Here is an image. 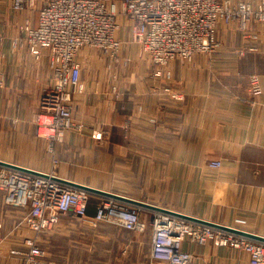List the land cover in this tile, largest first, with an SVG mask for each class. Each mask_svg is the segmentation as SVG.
<instances>
[{
    "label": "crops",
    "instance_id": "obj_1",
    "mask_svg": "<svg viewBox=\"0 0 264 264\" xmlns=\"http://www.w3.org/2000/svg\"><path fill=\"white\" fill-rule=\"evenodd\" d=\"M243 1L257 5L262 0ZM26 17L37 25V14H16L11 0H0V32L7 36L0 66L5 78L0 160L264 237V25L251 31L258 36L249 43L253 51L243 50L246 40L235 25L220 26L223 48L213 56L196 55L191 62L173 61L170 79L153 77L149 60L135 50L127 30L120 36L128 64L114 65L99 50L94 52L101 55L98 60L83 52V60L104 64L83 66L84 92L72 103L76 121L91 129L68 131L54 164L30 121L51 80L49 56L45 51L35 61L26 50H11L15 25ZM3 19L14 25L4 27ZM254 73L260 75L262 93L253 100L249 76ZM165 87L181 99H172ZM214 160L221 162L220 168H210ZM104 199L92 194L89 217ZM153 211L142 207V219L149 223ZM22 212L7 206L0 191V249H18L25 233L30 234L21 225ZM152 235L150 224L137 233L111 223L95 227L61 213L58 223L44 232L43 261L159 264L151 259ZM183 249L193 254L192 264H251L246 253L213 243L185 240ZM0 264L21 263L16 254L1 257Z\"/></svg>",
    "mask_w": 264,
    "mask_h": 264
},
{
    "label": "built area",
    "instance_id": "obj_2",
    "mask_svg": "<svg viewBox=\"0 0 264 264\" xmlns=\"http://www.w3.org/2000/svg\"><path fill=\"white\" fill-rule=\"evenodd\" d=\"M11 10L16 14H37V25L30 17L15 25L11 50H26L35 61L45 51L49 56L50 84L41 94L30 121L44 136L50 151L66 131L81 130L74 122L70 103L72 90L84 92L82 50L93 48L112 62H119L123 41L118 34L126 26L143 57L149 60L153 77L170 79L168 66L173 61L191 62L196 55L213 56L222 49L220 26L235 25L246 40L243 50L253 51L255 47L249 43L258 36L249 28L255 23L264 24V0L256 7L233 0H11ZM1 22L7 28L14 25L7 19ZM6 38V33L0 32V66L6 58ZM124 63L128 64L127 59ZM4 83L0 74V88ZM163 91L172 99H181L170 87ZM249 92L253 100L261 95L260 75L249 76ZM209 166L217 169L221 162L214 160ZM46 174L0 166V191L5 204L27 210L21 225L36 236L58 223L59 214L64 213L95 227L111 223L137 233L145 232L150 224L151 259L159 264H192L193 254L183 249L185 240L238 250L248 255L251 264H264L263 242L172 214L153 211L147 223L141 217L142 207L105 198L89 217L92 194ZM24 244L27 253L23 264H43L45 251L37 237L25 238Z\"/></svg>",
    "mask_w": 264,
    "mask_h": 264
},
{
    "label": "rangeland",
    "instance_id": "obj_3",
    "mask_svg": "<svg viewBox=\"0 0 264 264\" xmlns=\"http://www.w3.org/2000/svg\"><path fill=\"white\" fill-rule=\"evenodd\" d=\"M239 1H243V0H239ZM263 1V0H262ZM261 1V2H262ZM235 2H238V1H235ZM246 2H249V1H246ZM260 2V3H261ZM259 3V4H260ZM252 4V3H251ZM259 4H257V5H253L254 7H256V6H258ZM256 24H262V25H264L263 23H255V24H253V25H251L250 26V32L252 31V30H254V25H256ZM227 28H234L233 26H226ZM235 29V28H234ZM124 30H127L126 32H127V34H129V37H130V39L129 40H131L130 42L132 43V44H134L136 47H135V50L136 49H140V46L137 44V43H134L133 42V40L131 39V34H130V32H129V30L127 29V27L126 26H124L123 27V29L119 32V34H118V37L123 41L124 39L122 38V36H120V34H123V31ZM239 31V30H238ZM242 33V32H241ZM252 33V32H251ZM218 37H219V34H218ZM220 40V39H219ZM221 41V40H220ZM124 43V42H123ZM123 47L124 46H122V51H123ZM223 48V47H222ZM91 50V51H90ZM96 51V49H93V48H87V49H84V50H82L81 51V58H80V60L82 61V64H83V66L84 67H89L90 65L91 66H93L94 64L96 65V66H101V65H104L102 62H97V63H92V62H89L88 61V59H84L85 61H86V63L84 62V60H83V58H82V54H83V52H86V53H88V55H91V57H95V58H97V60L100 58V54L98 55L97 54V56L98 57H96V54L94 53ZM120 52V56H121V59H120V61L119 62H112V60L109 58V57H106V56H104L109 62H112V64H114V65H120V66H124L125 65V63H124V60H125V57L123 56V52ZM124 52H125V48H124ZM141 55H142V53H141ZM135 59L132 61V64H134L135 63ZM86 65V66H85ZM105 66H106V64H105ZM50 73H51V71H50ZM4 80H5V78H4ZM50 84V83H49ZM4 85H5V83H4ZM4 87V86H3ZM73 91V99H72V102L70 103V107H71V110H72V114H73V119H74V122H75V124L76 125H80V127H81V130H77V129H75V128H73V129H70V130H68V131H75V132H77V133H80V132H83V131H86V130H88V129H91V127L88 125V124H86V123H84V122H82V121H80V122H78V121H76V119H75V113H74V109H73V101H74V96L75 95H77V94H82V93H77V91L76 90H72ZM32 113V112H31ZM68 131H66L65 133H64V136H63V139H62V141L61 142H63L64 141V137H65V134L68 132ZM38 133V132H37ZM39 135V134H38ZM39 136H41V135H39ZM41 137H43L44 138V136L42 135ZM45 139V138H44ZM46 141V140H45ZM61 142H56L55 143V145L53 146V149H52V151H50L49 150V148H48V150H49V153H51L52 154V156H53V163L54 164H57L59 161H58V158H57V148H58V145L61 143ZM46 143H47V141H46ZM48 147V146H47ZM26 156V158L28 159L29 158V156L30 155H28V154H26L25 155ZM20 157H23V154H20ZM90 204H92V201L90 200ZM98 204H95V206H97ZM20 210L21 211H23L22 212V214H20V219L22 220L23 219V217L26 215L25 213H26V209H21L20 208ZM29 231H30V234H28V233H25L26 235H25V237H23V241H22V246H20V247H18V249H0V258L1 257H4V256H15L16 254L18 255V258L20 259V263L21 264H23V263H25V258H26V256H25V254L27 253V247L25 246V244H24V241H25V238H28V237H37V239H38V245L45 251V246H44V232L45 231H42L41 233H39L37 236H36V234L32 231V230H30V229H28ZM44 260V259H43ZM43 264H45V262L43 261Z\"/></svg>",
    "mask_w": 264,
    "mask_h": 264
},
{
    "label": "water",
    "instance_id": "obj_4",
    "mask_svg": "<svg viewBox=\"0 0 264 264\" xmlns=\"http://www.w3.org/2000/svg\"><path fill=\"white\" fill-rule=\"evenodd\" d=\"M0 166H4V167H7V168H13V169H17V170H23V171H27V172H33L35 174L42 175V176H47L46 173H43V172H40V171H36V170H33V169H28V168H25V167H22V166L13 164V163H9V162H6V161H2V160H0ZM54 178L56 180H59V181L65 183V184L71 185V186L79 188V189L86 190V191L90 192L91 194L100 195V196H103L105 198L116 199V200H119V201L130 203V204L135 205V206H139V207L151 208V209H153L155 211H158V212L172 214L174 216L181 217V218H184V219H187V220L196 221V222H199V223H202V224H205V225H208V226H211V227L223 230V231L231 232V233H234V234H237V235H240V236H244V237H247V238H250V239H253V240H256V241L264 243V237H262L260 235L249 233V232H246V231L234 228V227L224 226V225H221V224H218V223L201 220V219H198V218H195V217H191V216H188V215H184V214H181V213H177V212H174V211H171V210H167V209H164V208L156 207L154 205H151V204H148V203H145V202H142V201H137V200L126 198V197H123V196H120V195H116V194H112V193H109V192H105V191H102V190H99V189H96V188H92V187H89V186H85V185H81V184L74 183V182H71V181H67V180H64V179H60L58 177H54Z\"/></svg>",
    "mask_w": 264,
    "mask_h": 264
}]
</instances>
